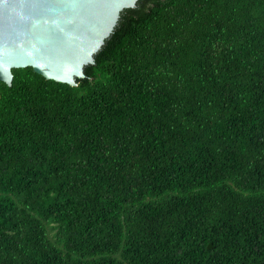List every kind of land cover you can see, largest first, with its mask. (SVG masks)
Wrapping results in <instances>:
<instances>
[{
	"label": "trees",
	"instance_id": "obj_1",
	"mask_svg": "<svg viewBox=\"0 0 264 264\" xmlns=\"http://www.w3.org/2000/svg\"><path fill=\"white\" fill-rule=\"evenodd\" d=\"M12 74L0 264H264V0H138L77 86Z\"/></svg>",
	"mask_w": 264,
	"mask_h": 264
},
{
	"label": "water",
	"instance_id": "obj_2",
	"mask_svg": "<svg viewBox=\"0 0 264 264\" xmlns=\"http://www.w3.org/2000/svg\"><path fill=\"white\" fill-rule=\"evenodd\" d=\"M137 1L0 0V81L11 86L12 70L30 67L45 80L77 86L121 12Z\"/></svg>",
	"mask_w": 264,
	"mask_h": 264
}]
</instances>
